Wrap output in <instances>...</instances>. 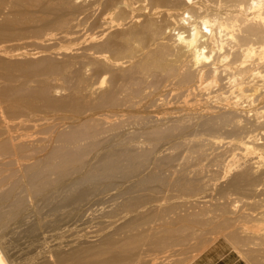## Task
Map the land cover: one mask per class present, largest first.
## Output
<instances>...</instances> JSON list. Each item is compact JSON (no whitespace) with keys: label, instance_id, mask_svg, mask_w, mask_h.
Segmentation results:
<instances>
[{"label":"bare ground","instance_id":"bare-ground-1","mask_svg":"<svg viewBox=\"0 0 264 264\" xmlns=\"http://www.w3.org/2000/svg\"><path fill=\"white\" fill-rule=\"evenodd\" d=\"M76 13L84 15L78 20ZM24 37H31L30 43ZM53 37L66 44L54 42V48ZM19 39L24 46H17ZM12 40L17 44H9ZM77 41L74 53L69 46ZM26 42L30 48L43 46L30 50ZM57 54L62 58L52 57ZM145 76L154 77V87L174 82L189 95L219 82V89L228 90L213 96L217 105H209L207 97L201 108L163 128L149 125L147 114L141 115L145 103L136 104L142 101L137 98ZM263 108L264 0H0V158L28 160L58 143L62 160L53 150L49 158L52 163L60 158L51 166L55 177L35 180L45 162L37 161L31 185L21 186L53 210L69 207L66 214L79 219L88 218L81 205L92 192L127 183L118 189L121 200L113 209L89 217L99 220L101 232L93 239L75 237L19 261L11 259L9 248L1 249L0 264H189L215 240L211 234H223L251 263L261 264ZM98 113L105 121L122 118L112 121L111 139L101 140ZM38 114L71 119L73 129L54 134V122L46 123L35 130L41 137L30 139L29 123ZM39 117L36 121H42ZM129 121L141 124V132L123 130ZM139 134L151 147L133 148L141 142ZM226 138L237 153L222 175L204 179L202 168L192 169V162H199L206 149L216 151ZM162 144L173 149L184 144L189 156H198L175 167V154L157 153ZM13 195L0 197V208L14 204L0 223L23 217V204L13 202Z\"/></svg>","mask_w":264,"mask_h":264},{"label":"rangeland","instance_id":"rangeland-1","mask_svg":"<svg viewBox=\"0 0 264 264\" xmlns=\"http://www.w3.org/2000/svg\"><path fill=\"white\" fill-rule=\"evenodd\" d=\"M73 1H76V3H77V1L79 2L80 0H73ZM77 13L75 16L72 14L71 15L73 16V18L77 17L79 20V18L81 19L84 14L81 15L82 13H80L78 15L80 17H78ZM73 14H75V13H73ZM76 21H77V19H76ZM76 21L74 20V22H76ZM28 38H31V37H28ZM28 38L24 37L23 38L24 42L27 39L30 43V40ZM53 38H55V39H53ZM53 38H52L54 40V41L52 40L53 45H54V42L58 43L59 44V45L57 44L58 46H60V44L63 45V43L66 44V42H62L60 40H57L56 37H53ZM23 40L19 39L18 43H20V44H17V42H16L17 40H15V41L12 40L13 42L11 41V42H9V44H11V43L13 44L15 42L14 44H17V46L18 45L24 46ZM5 43H7V42H5ZM26 43L28 45V42H26ZM46 43H47V41L44 42L45 45H46ZM52 43L50 40L47 44L53 46ZM76 44H77V48H79L78 41L76 43L75 42L70 43V46L67 43V46L70 47L71 51L77 52L78 50L76 49V46H74ZM27 45L25 47L26 49H28V46L30 44L28 46ZM41 45L43 46V43ZM41 45H40V47H41ZM72 45L75 48L74 50L72 49L73 48ZM54 46H56V45H54ZM58 46H56L54 48H58ZM38 47H39L38 44H33L31 48L32 49L37 48V50H38ZM31 48L29 46L30 50H31ZM57 55H60V56L54 57L52 55V57L54 59L56 57L62 58L61 54H57ZM38 56L39 55H37L36 57H38ZM34 57L32 56L30 59H32V58L34 59ZM38 58H40V57H38ZM24 59H28V58H24ZM128 65H129V63H126V66H128ZM145 77H146V79H145ZM145 77H141L142 81L140 80V82H141L140 84H139V80L137 81V83L139 85H141V87L139 86L140 87L139 89L143 92V93H141V97H142V94H143V96L145 95L144 97H146V96L147 97L146 98H141V97L139 98L138 97L137 99L139 101H141V99H142V101L140 103H136V104H137V106L139 104H140L139 106H142L141 103L142 102H143V104L145 103V105L142 106V111L141 110L140 111L142 112L141 115L147 114L145 116L149 117V118L146 117L147 118L146 120L149 119L147 121V122H149V125L150 124H152V125L162 124L161 126L163 128H166L167 126L172 125L174 123L173 120L175 121V119L179 118L180 116L188 114L191 111V109L201 108L205 103H207V102H205L207 97L211 98V100L209 99V101H210L209 105H211V106L217 105V103L213 102L215 99V98H213V96L216 94H221V92H225L228 90V89H219V87L222 85L219 82V86L217 85L218 83L216 84V86H214V85H203L201 90H196V91H194V93L189 95L186 91L178 89L176 87V84H174V82H168L169 83L168 84L167 82L163 81L164 83L162 82V84H159V87L158 86L154 87V85L151 83L152 81H153V83L156 81L155 79H152L154 77H152V76L149 78L147 76H145ZM144 79L147 81H145ZM159 79H161V78L159 77ZM222 80H223L222 83L226 82L225 79H222ZM161 81H162V79H161ZM143 84H145L144 88H143ZM225 85H227V84H225ZM136 88L138 89V87H136ZM135 99L136 98H134L133 100H135ZM137 99L135 102L138 101ZM140 108L141 107H139L138 109H140ZM143 108H145V109H143ZM263 112H264V108H263ZM40 114H38L37 116L34 117L35 121H36V118H38ZM100 114L101 113H98V114H96L98 116H95L98 119L97 121H99V119L102 120L103 115L101 114V116H100ZM54 116H52V115L45 116L44 114H42L39 117V119H41L42 121H36V122L34 121V122L29 123L30 128L28 129L27 132L32 134V137H30V139H38V137H41V135L37 134V131L39 130L40 127L45 126L46 123L51 125L54 122L52 124V129L54 130V134L55 133L60 134L61 132L66 134V133H69L73 129L74 123L71 121V119L68 118L69 121H67L66 118H62L60 116L58 117V115H56L58 118L57 117L55 118ZM112 117L109 118L110 120L108 119V121L102 120V122H100L102 124L104 122L103 125L101 124L99 126L100 129H102V131H103V133L100 136L101 140L108 139L110 137L109 134L113 136L114 133H113V131H110V130L113 128V126L115 124H118L117 122L119 120H120V122L122 121L121 120L122 118H120V119L116 118L115 119V117H113V118ZM59 118H62L63 120H61ZM124 118L126 119V117H123V120H124ZM47 120L50 121V123ZM109 121L111 124H113L112 121L115 122V124L111 125L108 123ZM151 121H154V122H151ZM41 122H43V125ZM44 122H45V124H44ZM129 122H131V123H129ZM129 122L124 123L125 125H124L123 130L127 131L129 134L130 133L136 134L138 131L137 126L140 127L141 124H136L135 122H132V121H129ZM39 123H41V124H39ZM134 123L136 124V126ZM36 124L38 126H36ZM107 124H108V126H107ZM31 125H33V127H35V128L31 127ZM56 125H58L57 128H56ZM104 126H107V128ZM37 127H38V129H37ZM109 127H111V128H109ZM134 127H135V129H134ZM35 130H37V131H35ZM140 130L141 129H139V131H138L139 133L141 132ZM34 135H36V136H34ZM224 136L225 135L222 134V137H224ZM137 138H138V135H137ZM137 138H136V140H139V139H140L139 141H141V139L143 140L142 137L140 138V134H139V138L138 139ZM109 139H111V138H109ZM229 139L230 138H226L223 141V143H221L219 145V147L216 151H211V150H207V149L204 150L202 155L199 156V162H192L191 168L195 169V168L201 167L202 172H203V176H205L204 179H207L209 176H212L216 172H219L220 175H222V173L224 172L225 166L227 165V162L231 160L234 153H237L236 150L235 151L232 150V148L229 144H226V141H228ZM140 143H141V145H139ZM140 143L139 144L133 143V145H134L133 148H135V145H136L137 151H140L141 148H142L141 149V151H142L144 147H145L144 149H148V147H151L147 143L143 144L142 141ZM57 146H58V143L56 144V142L55 143L52 142V143H50V145L48 144L49 148H47V149H45V150H43L37 154L32 153L31 157H33V158L30 157L28 160H20L19 162L15 161L13 159V157H11V158H8V157L0 158V197L3 196L4 194H7L8 192L13 191L14 197H13L12 201L13 202H22L23 207H24V210H23L24 214H23V217L20 221H18V222L10 221V222L6 223V221L4 220L2 222H5L6 226H4L3 228L1 227V226H3V223L2 222L0 223V250L1 249L6 250L9 248L10 249L9 252L11 251L10 252L11 254L9 253L11 256V259L13 257H16L17 259H15V258H13V259L19 261L20 258L22 260V259H24L30 255H33L34 253H36L39 250H49L56 245L64 246L67 242H70L71 240H74L76 238H80V236H82V238H84V239H87V238L93 239L94 238L93 236L95 234L100 233L101 231L99 230V224L96 223V221H99V220L98 219H95V220L92 219L91 220V218H89V217H91V214L94 216H100L103 213H106V212L110 211L111 209H113L116 206V204H118L121 200V198L119 196V190L118 189H121L122 187L127 185V183L122 182V181L118 182V184H116L112 187H109L108 189H105V191L100 190V191H97L98 193L92 192L90 194L91 196H88V199L85 201V203L84 204L82 203L83 207L81 205V212L85 211L84 214L87 215L88 218L84 216V218L82 217V218H80L81 219L80 220L79 216L73 217V216H69V214H66V212L70 209L69 207H66V209L62 208L63 210L62 209L53 210V209H51L50 205L41 203V202L37 201L35 198H33V196L30 194V192L26 191L27 189L26 190L23 189L24 185H25L24 188H27L26 184L31 185V183L29 181L31 180V175H33L32 169L34 167H32V166H34L35 162H37V161H43V162L45 161L43 168L38 170L40 172V175H38V177H36L35 180H37V178L39 179L40 176L47 177V176H50L51 173L53 174V171H51V168H52L51 166L53 164H59L60 158L62 160L61 155H59L57 153L58 149H59ZM163 146L164 147L169 146V149H168V147L164 148ZM158 147H159V145H158ZM160 147L158 148V150L161 151L162 153L164 152L162 154L161 152H159L157 150L158 151L157 153H159L160 156L167 155V154H173V155L175 154V161H174L175 163L173 164V166L175 165V167H178L177 164L179 162L182 163L181 160H183V162H184L185 159H191V158L198 156L196 154L189 156V154L185 151L186 147L184 144L177 149L171 148V144H169V145L168 144H166V145L162 144V145H160ZM138 148H139V150H138ZM54 149H55V151H54ZM52 150L54 153L55 152L57 153V154L55 153V155L60 157V158L58 157L59 160H58L57 156H56L57 159L55 158L56 160H58V163H56V162L52 163L53 161L50 160L53 158V156H55L54 154L52 156V153H51ZM164 150L167 152V154L165 153ZM50 154H51L52 158H50ZM159 154H157V155L159 156ZM91 155L88 156V159L92 158ZM177 158H180V159H179V161L176 162ZM4 159H7V160H4ZM215 159H220V163L216 162ZM3 163H4V165H2ZM3 166H4V168H3ZM44 167L45 168L47 167L46 170L44 169ZM29 169H30V171H29ZM42 169H43V171H41ZM169 171H170V169H169ZM169 171H166V173H168ZM26 172H28V173H26ZM39 172H38V174H39ZM25 173H26V178H25L26 180L23 177V174H25ZM35 173H37V172H35ZM54 177H55V174H54V176L51 175L49 178H54ZM20 180L21 181L24 180V181L20 182ZM25 181H27L28 183ZM22 184H23V186H21ZM233 197H235V196H233ZM240 204L241 203L238 202V205H240ZM13 206H14V204L11 202L9 204L7 203V204L3 205V207L0 208V219L3 217L4 214L10 212L13 209ZM103 219L104 220H110V218L109 219L103 218ZM53 220H55L57 222L55 224H51V222ZM216 222L217 221L212 222V224L210 226L214 225ZM34 226H36V230L33 233H31L30 229H31V227H34ZM76 232H77V234H76ZM210 236L215 238V240L211 244H213L217 240H224L226 243H228V245H230L234 250H236L249 264H253V263H251L253 261L250 259V257H248L244 251L235 248L233 246V244L223 234H218V235L211 234ZM13 249H15V250H13ZM17 252H19L18 253L19 256H21L22 254L23 255L21 257H18L16 254ZM254 255H256V253H254ZM260 260H261V264H264V259H260Z\"/></svg>","mask_w":264,"mask_h":264},{"label":"crops","instance_id":"crops-1","mask_svg":"<svg viewBox=\"0 0 264 264\" xmlns=\"http://www.w3.org/2000/svg\"><path fill=\"white\" fill-rule=\"evenodd\" d=\"M189 264H249L236 250L224 240H217Z\"/></svg>","mask_w":264,"mask_h":264}]
</instances>
